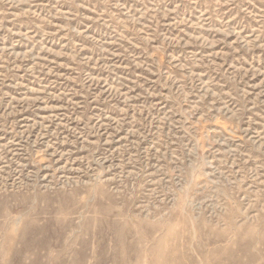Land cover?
Listing matches in <instances>:
<instances>
[{
    "label": "rangeland",
    "instance_id": "rangeland-1",
    "mask_svg": "<svg viewBox=\"0 0 264 264\" xmlns=\"http://www.w3.org/2000/svg\"><path fill=\"white\" fill-rule=\"evenodd\" d=\"M0 264H264V0H0Z\"/></svg>",
    "mask_w": 264,
    "mask_h": 264
}]
</instances>
